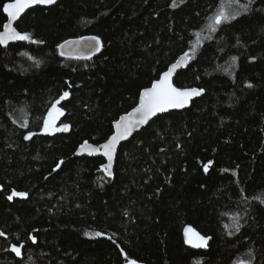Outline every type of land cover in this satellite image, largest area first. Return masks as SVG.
<instances>
[{
  "label": "trees",
  "instance_id": "trees-1",
  "mask_svg": "<svg viewBox=\"0 0 264 264\" xmlns=\"http://www.w3.org/2000/svg\"><path fill=\"white\" fill-rule=\"evenodd\" d=\"M9 1L0 0V30ZM171 3L59 0L15 25L43 43L0 46V264H264V0L210 39L221 0ZM93 35L103 48L91 60L59 54L65 40ZM198 43L174 84L204 89L200 97L123 143L111 177L102 157L75 156L85 141H106L140 91ZM65 91L57 107L69 130L45 134ZM13 190L28 196L9 201ZM186 227L211 237L208 246L187 244ZM21 243L17 257L10 247Z\"/></svg>",
  "mask_w": 264,
  "mask_h": 264
},
{
  "label": "snow or ice",
  "instance_id": "snow-or-ice-1",
  "mask_svg": "<svg viewBox=\"0 0 264 264\" xmlns=\"http://www.w3.org/2000/svg\"><path fill=\"white\" fill-rule=\"evenodd\" d=\"M180 3H183V0H179ZM255 0H221V3L218 5L216 11L207 18V32L208 36L203 37V39H210L211 34L217 32L223 25L229 24L232 21L236 20L239 16L250 11L251 6L254 4ZM57 4V0H10V2L3 5V12L7 16V22L2 25V31H0V46H7L11 41H28L35 44H41L43 41L33 40L32 36L28 32H21L17 30V27L14 26L15 22L18 21L22 14L27 9L34 8V6H45L50 7ZM178 0H172L171 7H178ZM197 41L201 40V34L197 33ZM87 42V47L90 49V53L87 55L77 54L75 59H86L91 60L92 54L100 52L103 48V43L99 36H82L78 40H65L63 43L58 45L60 49V55L64 56L66 46H79ZM199 46V43L192 48V55L190 56L188 52H185L182 57H180L177 62L173 63L167 71L163 72L159 79L154 80L151 83L150 87L143 88L139 93V103L132 109L130 113L125 116H121L118 120L114 122L115 132L108 138V140L99 145L98 147L89 145L87 141L80 146L78 150L80 152L91 149L89 155L93 153H101L104 157L107 158V163L102 165V171L106 176H112V165L117 151V145L120 141L127 139L131 134L133 129L138 128L141 125L148 124V122L155 117L158 113H164L170 109H182L193 99V97L200 96L204 89H182L176 87L173 83V74L174 71L179 67L180 61L182 60H191L195 56L196 48ZM26 55V54H25ZM29 59H33L31 56ZM232 63L229 65L225 71H231L235 67L236 57H232ZM255 59L254 57L252 58ZM36 66H39V61L37 60ZM247 87H253L252 84H248ZM70 96L68 91L63 92L58 100H56L49 112L48 115L44 118L42 131L45 134H51L53 132H67L69 130L68 124H63L61 127L57 128L54 126V122L60 115L63 114V110L57 105L60 104L62 100L67 99ZM23 112L24 110L21 109ZM13 123H17L16 120H13ZM28 120L23 119L20 123V127L27 128ZM37 133L28 132L23 139L31 140ZM179 147V145H178ZM212 161H208L207 164L203 166V171L205 174L209 171V166L212 164ZM64 164L63 160H60L52 171L60 170L61 166ZM223 171H228L224 169ZM235 175V173H233ZM159 191V190H158ZM28 193L19 192L13 190L12 193L7 197L11 201L14 197L27 198ZM264 203V200L260 201ZM235 221V231H239L241 225L238 222L237 218H233ZM232 233L230 232L229 235ZM85 235H89L85 233ZM95 236H101L102 233L96 232ZM185 242L191 245L193 248H205L208 246V241L211 237H205L199 232H196L191 227H186L184 229ZM0 237L7 239L6 234L3 231H0ZM33 243H36V237H29ZM111 239V237H109ZM24 245L21 243L19 246L12 244L10 251L15 253L17 257L22 255V249ZM127 259V257H126ZM128 264H137L135 260L128 261ZM199 264V262H197ZM239 264H251L250 261H240Z\"/></svg>",
  "mask_w": 264,
  "mask_h": 264
},
{
  "label": "water",
  "instance_id": "water-1",
  "mask_svg": "<svg viewBox=\"0 0 264 264\" xmlns=\"http://www.w3.org/2000/svg\"><path fill=\"white\" fill-rule=\"evenodd\" d=\"M59 0H57V2H58ZM10 2V1H9ZM8 3V2H7ZM35 7H45V6H34V8ZM51 7V6H50ZM47 8V7H46ZM32 9V8H31ZM30 9H27V10H25V12L22 14V16L27 12V11H29ZM3 14L5 15V17H6V22H7V16H6V14L3 12ZM21 16V17H22ZM21 19V18H20ZM19 19V20H20ZM18 20V21H19ZM18 21H16L15 22V24H14V26L17 24V22ZM5 22V23H6ZM0 31H2V29L0 30ZM79 38H74V39H69V40H78ZM19 41H11V42H9L8 44H14V43H18ZM58 51H59V54H60V49L58 48ZM65 53H66V55H64L63 57H67V58H72V59H75V56L77 55V54H80V55H87V54H89L90 53V49L87 47V42H85L84 44H82V45H79V46H66V48H65ZM99 52H96V53H94V54H92V57L93 56H96L97 54H98ZM183 56V54H181V55H179L178 57H177V59L173 62V63H175V62H177V60H179L180 59V57H182ZM173 63H171L167 68H166V70L165 71H167L168 70V68L173 64ZM188 63H189V60H182V61H180V65H179V67L174 71V74H173V77H172V79H173V83H174V77H175V75H176V73L180 70V69H183V68H185L187 65H188ZM165 71H163V72H165ZM162 72V73H163ZM161 73V74H162ZM160 74V75H161ZM160 77V76H159ZM159 79V78H158ZM175 85V84H174ZM151 86V85H150ZM149 86V87H150ZM177 87V86H176ZM191 88H197V87H189V88H187V89H191ZM182 89H185V88H182ZM197 89H199V88H197ZM203 94V93H202ZM201 94V95H202ZM200 95V96H201ZM200 96H196V97H193V99L189 102V104L188 105H186L184 108H182V109H170L169 111H167V112H170V111H180V110H183V109H185V108H187L190 104H191V102L194 100V99H196V98H198V97H200ZM138 103H139V96H138V102H137V104L133 107V108H135L137 105H138ZM132 108V109H133ZM132 109H130L129 111H127L126 113H124V114H122V115H120L119 117H118V119L121 117V116H125V115H127L128 113H130L131 111H132ZM167 112H164V113H167ZM164 113H158L156 116H159V115H161V114H164ZM155 116V117H156ZM155 117H153L152 119H154ZM117 119V120H118ZM151 119V120H152ZM151 120L148 122V124L151 122ZM115 122V121H114ZM148 124H145V125H141V126H139L138 128H135V129H133V131H132V134L127 138V139H125V140H122V141H120V143L117 145V151H118V149H119V147L123 144V143H125V142H127L129 139H131L132 137H133V135H135L136 133H138L140 130H142L144 127H146ZM115 132V128H114V123H113V130H112V133H111V135L113 134ZM110 135V136H111ZM109 136V137H110ZM108 137V138H109ZM108 138H107V140H108ZM106 140V141H107ZM106 141H104L103 143H105ZM88 143V142H87ZM103 143H101V144H103ZM82 144H84V142L82 143ZM81 144V145H82ZM89 145H92V146H96V147H98L99 145H101V144H99V145H93V144H91V143H88ZM81 145H79L78 147H77V149H76V151H75V156H77V157H79V158H82V157H102L103 159H104V164H106L107 163V158L106 157H104L101 153H93V154H91V155H89V152L91 151V149H86V150H84V151H82V152H80L79 154H77L78 153V150L80 149V146ZM117 151H116V155H117ZM116 155H115V158H114V161H113V165H112V175H113V168H114V163H115V159H116ZM103 164V165H104ZM137 264H145V263H142V262H137Z\"/></svg>",
  "mask_w": 264,
  "mask_h": 264
},
{
  "label": "rangeland",
  "instance_id": "rangeland-1",
  "mask_svg": "<svg viewBox=\"0 0 264 264\" xmlns=\"http://www.w3.org/2000/svg\"><path fill=\"white\" fill-rule=\"evenodd\" d=\"M47 115H48V113H47ZM47 115H46V116H47ZM60 117H61V115H60V116L58 117V119H56L55 122H54V126L57 127V128H59V127L62 126V125L59 124V119H60ZM93 235H94V234H91V236H93ZM184 238H185V235H184ZM185 239H186V238H185Z\"/></svg>",
  "mask_w": 264,
  "mask_h": 264
}]
</instances>
